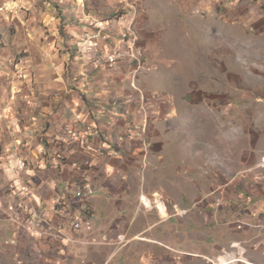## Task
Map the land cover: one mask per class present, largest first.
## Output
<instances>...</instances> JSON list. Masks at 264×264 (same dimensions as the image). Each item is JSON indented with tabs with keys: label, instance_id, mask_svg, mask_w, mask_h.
<instances>
[{
	"label": "crops",
	"instance_id": "1",
	"mask_svg": "<svg viewBox=\"0 0 264 264\" xmlns=\"http://www.w3.org/2000/svg\"><path fill=\"white\" fill-rule=\"evenodd\" d=\"M50 8L40 9L50 22L46 23L52 28L50 39L43 42L37 37L30 43L31 52L20 65L31 68L30 74L20 71V79L16 75L18 79L0 86V264H25L20 258L27 249L35 264H184L183 257L197 264L203 253L183 252L178 241L185 236L170 231L179 216L158 217L153 222L157 207L141 208V200L151 201L147 184L132 182L143 175L147 182L150 155L133 143L143 139L149 114L143 103L135 101L129 85V69L132 72L131 65L137 61L133 51L126 50V46L131 48L130 34L125 35L123 23L114 16L118 11L110 13L115 18L102 21L80 18L81 8L67 10L63 17L77 16V24L62 23L61 32L53 24L56 10ZM8 46L0 43V83L11 76L2 64L12 62L22 49L21 43H14L11 56ZM116 52L118 61L111 67L107 57ZM16 152L29 160L25 159L29 169L22 179L12 168ZM142 165L147 168L143 170ZM253 168L242 171L250 176L241 185V217L236 221L241 223V233H237L241 237L236 245L246 264H264V192L246 183L264 180L257 172L264 173V166ZM13 184L29 186L34 203L24 197L11 198L16 196ZM88 184L91 208L67 203L78 188L87 189ZM64 201L69 215L58 225L62 219H58L57 207ZM19 213L48 220L52 229L46 226L43 234L23 230L15 223ZM70 219L82 221L83 229L75 231ZM156 230H160L158 235ZM196 231L191 229L188 236L203 243ZM54 252L60 258L55 259ZM207 252L205 257L211 259L214 252Z\"/></svg>",
	"mask_w": 264,
	"mask_h": 264
},
{
	"label": "rangeland",
	"instance_id": "2",
	"mask_svg": "<svg viewBox=\"0 0 264 264\" xmlns=\"http://www.w3.org/2000/svg\"><path fill=\"white\" fill-rule=\"evenodd\" d=\"M49 7L56 10L53 24L59 29L62 23L77 24V16L62 15L73 8L84 9L82 19L102 21L115 18L110 13L118 11L114 16L123 23L125 35L130 34L131 48L126 50L131 49L137 61L132 72L129 69V85L149 114L143 139L133 143L151 158L147 182L145 175L132 180L146 183L151 196V201L141 200V208L157 207L153 222L178 215L170 231L185 236L178 241L183 252L203 253L197 264H246L236 245L241 237L236 221L241 217V185L250 176L242 171L264 166V0H0V43L9 45L11 56L13 44H22L14 60L2 64L11 76L0 86L10 84L20 71L30 74L31 68L20 65L31 52L30 43L51 37L50 22L40 13ZM257 172L264 176L262 170ZM249 182L264 192V180ZM91 205L90 194L82 206ZM57 215L61 225L65 216ZM75 221L70 219V225ZM77 223L81 228L74 230L80 232L82 221ZM193 228L203 243L188 236ZM207 240L212 243H204ZM205 247L214 252L211 259L205 257ZM25 253L20 259L35 264L31 250ZM183 258L184 264H193Z\"/></svg>",
	"mask_w": 264,
	"mask_h": 264
},
{
	"label": "built area",
	"instance_id": "3",
	"mask_svg": "<svg viewBox=\"0 0 264 264\" xmlns=\"http://www.w3.org/2000/svg\"><path fill=\"white\" fill-rule=\"evenodd\" d=\"M2 11H3V9L1 8L0 12H2ZM107 61L108 62H115V64H116V62H117L116 61V53L108 56ZM13 156H14L13 160L11 161L13 171H14V173L18 179H22L26 175L27 170L29 168L26 167V165H20L18 163V160H15V154ZM11 188L16 189V196H10L11 198L19 199V197H24L26 202H28L30 204L34 203V195H33L29 186H27V185L17 186V185L13 184V185H11ZM90 189H91L90 184H88L87 189L78 188L77 193L74 194L73 197L70 198V202L75 201L76 204H78L79 206L80 205L82 206V201H86V200H88V198H90V192H89ZM90 212H92V209H90ZM57 213L60 216H65V218L68 217L69 210H68L66 201L61 202L58 205ZM77 221L73 222L72 226L76 230H80L81 224L77 223ZM15 223H17V225L20 226L22 229H24L28 232H32V233L43 234V229L46 228V226H49V229H52V222H50L48 220H44V219H39L38 217L30 216L29 214L19 213L18 218L15 219Z\"/></svg>",
	"mask_w": 264,
	"mask_h": 264
},
{
	"label": "bare ground",
	"instance_id": "4",
	"mask_svg": "<svg viewBox=\"0 0 264 264\" xmlns=\"http://www.w3.org/2000/svg\"><path fill=\"white\" fill-rule=\"evenodd\" d=\"M118 59H117V56H116V61H117ZM109 63V65H114L115 64V62H108ZM15 160H18V163L20 164V165H26V167H28V162L25 160V158H23L19 153H15Z\"/></svg>",
	"mask_w": 264,
	"mask_h": 264
}]
</instances>
